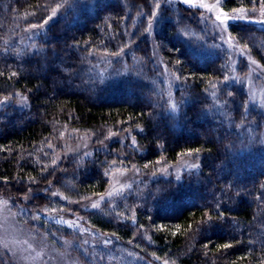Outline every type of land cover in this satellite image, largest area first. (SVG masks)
<instances>
[{"label": "trees", "instance_id": "obj_1", "mask_svg": "<svg viewBox=\"0 0 264 264\" xmlns=\"http://www.w3.org/2000/svg\"><path fill=\"white\" fill-rule=\"evenodd\" d=\"M203 18L170 0H0V195L80 264H264V112ZM229 33L264 66V28ZM75 137L94 149L66 156ZM132 170L127 193L78 209Z\"/></svg>", "mask_w": 264, "mask_h": 264}, {"label": "rangeland", "instance_id": "obj_2", "mask_svg": "<svg viewBox=\"0 0 264 264\" xmlns=\"http://www.w3.org/2000/svg\"><path fill=\"white\" fill-rule=\"evenodd\" d=\"M170 1L194 9V11L202 14L204 23L209 24L223 45L230 51L234 81L247 89L251 101L264 112V66L242 49L229 33L230 25L238 22L264 28V7L248 13L227 15L222 10L223 0H195L196 6H190L184 0ZM200 5H205V7ZM217 17H220V19L217 20ZM153 51L155 63L165 83L170 90H174L179 86V82L168 68L156 43L153 44ZM1 105L0 102V107ZM93 149L94 144L90 139L75 137L66 142L65 155L87 154ZM192 167L190 161H182L167 169L163 174L165 176L170 173L178 175L183 170ZM140 181L141 175L136 170L119 171L112 177L111 184L105 194L83 203L78 209L80 211L98 210L106 203L127 193ZM24 203H26V200H24ZM22 205L11 197L0 195V264H80L76 258L69 254L70 244L69 246L66 245L67 249L61 250L59 246L48 242L42 235L39 236L36 228L29 227L19 219V214L24 211ZM63 216L69 218L67 221L69 224L73 223L74 227L78 225L76 224V218ZM76 216L79 215L76 214ZM58 218L60 219L61 216ZM71 245L73 246V244Z\"/></svg>", "mask_w": 264, "mask_h": 264}, {"label": "snow or ice", "instance_id": "obj_3", "mask_svg": "<svg viewBox=\"0 0 264 264\" xmlns=\"http://www.w3.org/2000/svg\"><path fill=\"white\" fill-rule=\"evenodd\" d=\"M186 4H189L190 6H196L195 0H184ZM201 7H205V5H200ZM220 17H217V20H219ZM224 247H230V245H224Z\"/></svg>", "mask_w": 264, "mask_h": 264}]
</instances>
